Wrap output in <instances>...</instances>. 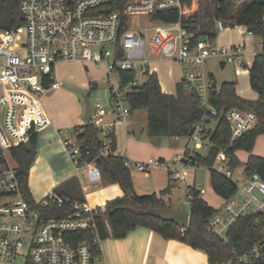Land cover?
<instances>
[{
    "label": "built area",
    "instance_id": "obj_1",
    "mask_svg": "<svg viewBox=\"0 0 264 264\" xmlns=\"http://www.w3.org/2000/svg\"><path fill=\"white\" fill-rule=\"evenodd\" d=\"M187 9L181 0H20L23 25L0 31V264H105L102 253L99 254L103 241L96 223V218L105 213V206L71 201L56 192L41 202L29 203L11 157L13 149L27 143L49 124L44 119L42 97L61 87L54 80V69L59 63L76 62L87 69L105 71L108 101L97 100L92 105V122L100 132L102 157L119 155L113 145L117 126L127 124L131 117L127 96L138 92L148 76L155 73L156 63H179L184 69L182 88L197 95L212 119L219 118L210 102L211 94L219 87L205 70L207 62L217 59L235 66L237 74L249 72L252 66L249 55L256 56L252 43L219 47L209 36L195 41L181 21L161 22L160 26L143 32L132 31V17L148 16L157 21L155 15L171 11L188 17ZM217 27L223 30V22H217ZM246 31L249 38L254 36ZM261 46L264 47L263 40ZM124 73H132L134 78L124 83ZM224 118L232 143L253 130L259 121L255 112L238 109L227 111ZM214 128V122L203 119L193 125L188 139L196 149H202L205 143L208 147ZM209 129L211 135L203 140ZM82 131L77 128L63 144L77 172L86 171L82 191L89 194L102 183L103 175L94 162L80 164L78 136ZM191 152L187 146L170 165L154 159L147 163L132 162L124 153L119 156L126 165L143 173L166 167L171 181L177 183L186 181L190 169L199 168L188 157ZM229 162L228 155L221 151L213 169L230 177ZM194 192L204 195L206 190L197 185L186 188L188 209ZM50 206L68 207L70 213L49 218ZM250 216L256 217V227L264 226V181L257 176L224 201L206 229L229 244L232 227ZM105 225L109 232L107 221ZM81 234L90 237L78 241ZM246 244L240 248L242 252H234L233 257L216 264H264V234L250 244L247 240Z\"/></svg>",
    "mask_w": 264,
    "mask_h": 264
},
{
    "label": "trees",
    "instance_id": "obj_2",
    "mask_svg": "<svg viewBox=\"0 0 264 264\" xmlns=\"http://www.w3.org/2000/svg\"><path fill=\"white\" fill-rule=\"evenodd\" d=\"M0 1L7 4L9 0ZM181 1L187 7L192 5V0ZM19 5L20 0H12L5 30L23 25ZM263 16L264 0H200L198 10L188 17H180L178 12L171 11L159 13L155 15V19L163 23L181 21L182 25L194 35L195 41L205 36L215 41L218 35L215 27L217 22L221 21L224 28L244 26L264 42ZM249 73L250 87L258 94V100L248 101L240 98L237 95V83L224 82L219 90L210 96L211 105L219 113L217 119H212L211 115L203 109L195 93L186 92L180 85L177 86L175 95L163 93L157 73L149 75L138 92L127 96L131 113L147 110V134L151 139L189 138L193 133L194 124L206 118L209 122L215 123L214 131L208 141L210 144L208 152L202 155L192 151L187 155L194 165L209 169L211 187L224 201L231 198L238 190V184L233 180L234 172L242 166L236 156L238 151H246L250 154L244 165V175L247 178L257 176L264 181V156L253 155L258 137L264 135V52L254 57ZM122 78L126 83L134 78V74L124 73ZM92 89H95V86ZM232 109L253 111L259 117L257 126L233 143L229 125L224 118V113ZM79 128L83 130L78 136L81 145L80 164L94 162L101 170L103 178L112 184H117L123 192L122 197L107 202L105 213L96 218L102 241L110 236L114 239H123L139 227L147 228L167 240H177L204 252L208 256L209 264H216L233 257L234 252H242L240 248L247 245V240L250 244L264 234V226L256 227V217L250 216L240 219L232 227L230 243L224 244L219 237L206 229L208 221L219 209L210 206L198 192L193 193L189 207L190 222L186 229L173 222L158 219L153 215L155 210L172 209V206L159 198L157 194L138 195L134 189L131 167L126 165L123 157L100 156V132L92 121L86 122ZM37 144L38 134H33L27 143L11 151V157L17 165L22 181L23 193L31 204H35V201L29 190L28 180L31 165L36 157ZM113 149H116L115 144ZM221 151H225L230 158L228 165L230 177L213 169ZM169 192L170 188L163 191L161 196ZM59 195L71 201L76 200L63 194ZM47 213L49 218H61L67 216L70 210L68 207L50 206ZM105 221L110 226V233ZM89 237V235L81 234L78 236V241Z\"/></svg>",
    "mask_w": 264,
    "mask_h": 264
},
{
    "label": "crops",
    "instance_id": "obj_3",
    "mask_svg": "<svg viewBox=\"0 0 264 264\" xmlns=\"http://www.w3.org/2000/svg\"><path fill=\"white\" fill-rule=\"evenodd\" d=\"M244 29L247 30L246 27H244ZM250 39L252 38H247V40L242 39L239 35H235L232 29L224 28L223 32L219 35V39L217 35L214 43L219 47L234 46L245 42L250 44L252 43ZM254 57V55H249L251 64L253 63ZM165 62L173 63L172 61ZM158 64L160 63L154 65V72L157 73V75ZM219 66L221 69H225L228 65L224 64V66H222V63L219 62ZM233 67L236 76H249L250 74L249 72L237 74L236 67ZM95 70L97 71V69ZM241 70L243 71V69ZM55 71L56 67L54 73ZM87 71H90L89 68ZM183 71L184 69L181 66V75L177 80H173V85L169 86L170 88H163L160 82L163 93L172 95L176 94L177 86H181L180 81ZM170 74L172 77H175L173 75L174 73L171 72ZM209 74L216 82L215 76L212 73ZM104 77H106L105 73ZM95 81L96 80L93 82L91 81V84L81 81V89L90 86L93 87V84L96 87ZM173 88L174 90H172ZM236 89L237 95L240 98L248 101L258 100V94L251 99L245 98L240 95L238 88ZM45 98L47 102L42 98L44 119H47L49 124L38 134L37 153L35 160L31 165L28 180V187L34 201L41 202L50 193L56 192L78 201H86L92 206H105L107 202L122 197L123 192L120 187L117 184L108 182L104 178H102V183L91 193H83L82 185L86 178V171L81 170L80 172H77L76 167L63 144V140L72 138L74 131L85 125V109L79 105L75 98L74 99L77 103L75 102L74 106H66L67 100L66 102L64 100L65 98L68 99L69 96L60 88L48 93ZM109 119L112 120L114 118L110 117ZM171 139L172 144L168 147L163 145L161 138L151 139L147 134V117H138L135 113H131V117L127 124L119 125L116 128L115 150L119 155L124 153L132 162L147 163L149 160L154 159L169 165L168 162L173 160L175 155L178 156L183 154L187 148H181L179 138ZM253 155L258 157L264 156V135L258 137L253 150ZM236 156L242 166H244L247 163L250 154L246 151H238ZM242 172L244 176L243 183L245 185L250 178H247L244 175V168ZM132 176L134 189L138 195L157 194L159 198H162L167 204L171 205L172 208H182L181 205H173L174 191L176 188L175 183L170 179L169 170L166 167H155L150 169L143 175L142 180L139 182L133 172ZM105 183H109L107 189ZM169 188L170 192L161 196V193ZM211 194L213 195H208V191L206 190L202 198L210 206L215 209H220L222 203L219 205L215 203H217L216 198L221 197L215 194L212 187ZM110 232L111 230L109 233ZM101 253L103 263L105 264H209L208 256L204 252L195 250L187 244L177 240H167L159 234L142 227L131 231L123 239H114L110 236L101 243Z\"/></svg>",
    "mask_w": 264,
    "mask_h": 264
},
{
    "label": "rangeland",
    "instance_id": "obj_4",
    "mask_svg": "<svg viewBox=\"0 0 264 264\" xmlns=\"http://www.w3.org/2000/svg\"><path fill=\"white\" fill-rule=\"evenodd\" d=\"M199 1L200 0H192V5L188 7L186 14L192 15L198 10L199 7ZM12 0H9L7 4H3L0 1V31L3 32L5 29V24L7 22L9 9L11 6ZM130 24L133 26V30H139L143 32L145 29H153L157 26H160L162 23L157 21H152L149 19L148 16H135L130 19ZM217 33H218V39L219 35L223 30L219 29L216 25L215 27ZM232 29L235 35H239L242 39L249 38L246 34V29L244 27L235 26ZM253 46V53L262 54L264 52V48L261 46L262 39L257 36H253L252 39H250ZM252 60V59H251ZM90 71H87V69L80 63L76 62H63L59 63L56 66V71L54 73V80L61 85L60 89L62 91H65L69 98H65L66 106L72 107L75 105V102L77 99V102L79 105L85 109V104L83 100V96L76 93L75 91H72L68 88H66L64 85H69L73 87L82 88L80 85L81 81H85L87 84H91L90 82L96 80V87L95 89H92V86L84 88L86 90V93L89 95V101L91 105L95 103V101L100 100L106 103L109 98V91H108V84L107 79L104 77L105 71H99L95 70L94 68H89ZM206 72L212 73L217 82V86L220 88V86L224 82H236L238 84V92L240 95H242L245 98H254L256 97V92L253 91L250 88L249 84V76L248 75H235L234 67L229 64L225 69H221L219 66V60L217 59H211L208 61L206 67ZM157 72L160 79V82L162 84L163 88H170L169 86H172L173 80H177L181 75V66L177 62H161L157 65ZM174 73L173 75L175 77H172L170 73ZM94 87V84H93ZM174 90V88L172 89ZM47 95V94H46ZM46 95H44L42 98H44V101L46 100ZM75 98V99H74ZM47 102V100H46ZM76 102V103H77ZM65 106V107H66ZM135 115L138 117H147V110H139L134 112ZM109 119V118H108ZM214 127V124H212ZM162 143L165 146H170L172 144V139L168 137H163ZM179 143L182 149L184 147L189 146L191 151H196L202 155H205L208 152L207 143L204 144V147L202 149H196L194 146V143H191L188 138H179ZM177 155H175L176 157ZM173 160L169 161V165L172 163ZM132 169L133 174L136 176L137 181H141L143 178V175L145 173L139 172L134 166H130ZM244 166H240L234 173L233 180L238 184L239 187H242L244 185L243 180V170ZM201 186L202 188L206 189L208 191V195L211 194V183H210V176H209V169L207 167H201L198 168L196 171H190L188 172V175L186 176L185 182H177L175 183V191H174V199H173V205L182 207L187 206L185 202V190L189 186ZM106 189L109 187V183H105ZM203 196V195H202ZM217 203L215 204H221L224 205V200L221 198H216ZM221 206V207H222ZM220 207V208H221Z\"/></svg>",
    "mask_w": 264,
    "mask_h": 264
},
{
    "label": "water",
    "instance_id": "obj_5",
    "mask_svg": "<svg viewBox=\"0 0 264 264\" xmlns=\"http://www.w3.org/2000/svg\"><path fill=\"white\" fill-rule=\"evenodd\" d=\"M222 66H224L223 62H222ZM64 86L83 96V100L85 104L84 119L86 122L92 121V105L89 101V95L86 93V90L69 85H64ZM210 135H211V129L207 131V134L203 137V140H207ZM153 215L162 221L173 222L179 227L184 229H186L189 226V222H190V209H188L187 206H184L182 208L155 210L153 212Z\"/></svg>",
    "mask_w": 264,
    "mask_h": 264
}]
</instances>
